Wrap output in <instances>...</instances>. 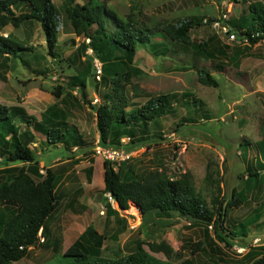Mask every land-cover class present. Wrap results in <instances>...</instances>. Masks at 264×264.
Returning <instances> with one entry per match:
<instances>
[{
    "label": "rangeland",
    "instance_id": "374dc122",
    "mask_svg": "<svg viewBox=\"0 0 264 264\" xmlns=\"http://www.w3.org/2000/svg\"><path fill=\"white\" fill-rule=\"evenodd\" d=\"M98 1L136 26H159L190 16H199L205 23L193 28L190 34L194 43H209V56L198 55L194 47L180 51L173 44L165 55H156L149 47L137 48L129 63L131 69H136L127 83L126 92L131 100L142 103L149 95L183 91L191 93L196 103L191 97L189 103L178 99L172 111L149 126V138L139 145L131 144L133 147L128 149V138H124L125 145L120 149L130 153L129 157L113 165L132 178L153 170L171 178L190 173L196 190L215 216L222 215L223 233L232 245L215 240L212 225L208 226L210 236L206 237L204 224L176 214L144 217L133 204L118 211L113 200L110 202L119 214H106V207L99 200L105 195L101 193L105 158L96 150L100 144L96 107L109 88L94 77L92 59L87 56L91 54L81 50V39L73 34L65 18V7L82 0H53L61 16L55 58L47 54L44 34L37 22L21 23L18 27L8 24L2 29L4 36L31 47V51L24 56L25 60L11 57L4 64L0 58V102L21 105L39 120L43 111L55 104L64 110L66 123L76 128L81 143L69 147L60 143L49 145L42 134L36 133L31 147L39 172L44 174L49 167L60 175L56 185L60 207L46 221L53 243L46 248L41 246L43 238L39 231L37 244L29 248L25 257L10 264H69L68 258L61 255L88 225L103 235L101 252L106 258L128 254L137 240L148 251L149 242L170 244L177 252L170 259L174 264H248L263 255L264 236L260 235L264 232V169L255 167V155H260L250 148L262 139L264 131V40L250 45L237 37L230 26L244 14L247 3ZM21 10L14 8L15 14ZM208 19L214 20L207 24ZM222 25L235 34V39L220 29ZM199 68L208 70L218 85L201 84ZM77 74L86 81L85 95L70 84V78ZM57 90L59 97L54 95ZM132 93L138 96H131ZM178 123L181 125L176 126ZM260 157L264 160V156ZM247 161L254 163L251 171L258 176L246 179ZM13 165L22 163L7 162L0 156V170ZM257 222L260 227L255 226ZM259 237L255 244L252 239ZM196 242H201V247L194 251ZM152 254L166 260L162 253Z\"/></svg>",
    "mask_w": 264,
    "mask_h": 264
},
{
    "label": "trees",
    "instance_id": "16d2710c",
    "mask_svg": "<svg viewBox=\"0 0 264 264\" xmlns=\"http://www.w3.org/2000/svg\"><path fill=\"white\" fill-rule=\"evenodd\" d=\"M236 1V0H235ZM247 3L244 14L230 26L237 37L245 39L250 45L264 40V3L258 0H243ZM22 9L15 14L14 8ZM65 18L75 36L81 39L80 48L86 53L89 48V60L98 58L102 63L101 79L97 80L109 88L103 101L96 107V125L99 142L110 148H120L124 138L126 144L139 145L149 134V126L173 110L178 99L189 103V92H168L149 95L138 103L127 95V83L133 70L129 67L137 48L149 47L156 55H165L169 45L186 51L194 47L198 55L209 56V43L191 40V30L204 25L199 16L180 18L159 26H136L131 20H124L106 8L98 0H82L65 7ZM214 19H208L210 24ZM37 22L43 31L47 54L55 58L61 16L53 0H0V58L7 64L11 57L22 60L31 51L8 35L2 29L11 24L18 27L21 23ZM214 36V35H213ZM88 39V42H85ZM90 66V65H88ZM122 67L129 68L124 70ZM133 71V72H132ZM198 81L206 86L216 87L217 80L204 69H197ZM72 87H78L85 95L86 81L77 74L70 78ZM60 96V91L54 93ZM132 95L138 96L137 93ZM181 123L176 124L180 126ZM40 133L49 145L63 144L65 147L79 145L81 137L76 128L68 126L65 112L56 105L49 106L43 113V119L37 120L20 105H6L0 102V156L7 162L22 163L0 170V264H10L25 257L29 247L37 244L38 233H46V219L60 205L56 195V185L60 175L51 168L45 173L39 172L38 161L31 147L35 134ZM264 141V133L261 142ZM132 144V145H131ZM133 147V146H132ZM261 147V145L259 146ZM264 151V149H263ZM89 167L88 173L91 172ZM245 173L246 179L258 173L251 168ZM104 187L100 201L106 207V214L118 215L130 204L135 205L143 216L153 215L158 218L170 217L173 214L181 218L204 224V233L209 237L208 226L213 227V237L231 246L223 233L222 215L215 216L201 194L196 190L192 176L185 172L176 178L153 170L142 177H129L122 170L115 169L107 159L103 161ZM111 199L117 204L112 207ZM144 216V217H145ZM231 233V231H229ZM103 235L93 225H88L78 238L63 252L69 264H174L170 259L177 252L165 241L149 242V251L137 240L135 248L119 258L102 256ZM194 251L199 250L201 242L194 243ZM152 253H162L166 260ZM248 264H264V254L252 259Z\"/></svg>",
    "mask_w": 264,
    "mask_h": 264
},
{
    "label": "built area",
    "instance_id": "2783aa9c",
    "mask_svg": "<svg viewBox=\"0 0 264 264\" xmlns=\"http://www.w3.org/2000/svg\"><path fill=\"white\" fill-rule=\"evenodd\" d=\"M228 11H230V8H228ZM220 29L226 35H228V37L230 39H235V34L233 32H230L228 30V28H226L224 25H222L220 27ZM241 40L246 41L245 39H241ZM86 42H88V39H87ZM87 50L89 51L90 54H92V51L89 48ZM92 65H93L94 77L97 80H100L101 79V74H102V63H101V61L98 58L93 57L92 58ZM96 100H98V99L96 98ZM96 150H97L98 153L102 154L105 159L111 161L113 164L118 163V161H120V160H124V159L128 158L129 154H130V153L124 152L120 148H110V147H107V146H103V145H101L99 143L96 145ZM108 197H109L110 200H112L109 195H108ZM252 240H253V242L255 244H257L260 241V238H254Z\"/></svg>",
    "mask_w": 264,
    "mask_h": 264
},
{
    "label": "crops",
    "instance_id": "0c3cea01",
    "mask_svg": "<svg viewBox=\"0 0 264 264\" xmlns=\"http://www.w3.org/2000/svg\"><path fill=\"white\" fill-rule=\"evenodd\" d=\"M68 28V27H67ZM68 34V33H67ZM72 33H69V35H71ZM74 34V33H73ZM59 35V34H58ZM75 35V34H74ZM183 92V91H182ZM183 102V101H182ZM184 103V102H183ZM53 105V104H52ZM21 106V105H20ZM23 107V106H22ZM48 108V107H47ZM46 108V109H47ZM45 109V110H46ZM57 109H58V107H57ZM26 110V109H25ZM44 110V111H45ZM60 110H62V109H60ZM27 111V110H26ZM44 111H43V113H44ZM64 111V110H63ZM27 113L28 114H30L28 111H27ZM43 113H42V118L41 119H43ZM66 117V116H65ZM36 118V117H35ZM37 120H39L38 118H36ZM40 119V120H41ZM66 119V118H65ZM68 126H70V125H68ZM263 133H264V131H263ZM35 134V136H36V133H34ZM79 134L81 135V133L79 132ZM262 138H263V136H262ZM261 145V147H259ZM250 149H252V150H254V151H257L258 152V154L260 155V156H264V153H263V149H264V141L263 142H261V140H259V141H257V142H255L254 143V146L253 147H251ZM249 149H247L246 151H248ZM257 157L256 155H255V160H256V163H255V167H257V168H259V169H264V160L263 159H261V157ZM253 162H250V161H247V169H250V168H252L253 167ZM131 205V204H130ZM60 207V206H59ZM59 207H57L52 213H51V215L49 216V217H51L52 215H53V213L54 212H56L58 209H59ZM112 207H113V204H112ZM114 209H115V207H113ZM253 210L254 211H257L258 210V208L256 207V208H254L253 207ZM48 217V218H49ZM48 218L46 219V221L48 220ZM264 222V221H263ZM258 224H260L261 225V223H259V222H257L256 223V227H260V225H258ZM46 227H47V231H46V233H44V235H42L41 234V232H40V236L43 238V242L42 243H40V245L41 246H43V247H49L50 246V244L51 243H53V241L50 239V230H49V228H48V226H47V224H46ZM260 236H264V232H262V234L260 235ZM260 239H261V237H259ZM77 239V238H76ZM75 239V240H76ZM74 240V241H75ZM73 241V242H74ZM72 242V243H73ZM71 243V244H72ZM262 246H264V245H262ZM31 247H33V246H31ZM30 248V247H29ZM62 256V255H61Z\"/></svg>",
    "mask_w": 264,
    "mask_h": 264
}]
</instances>
